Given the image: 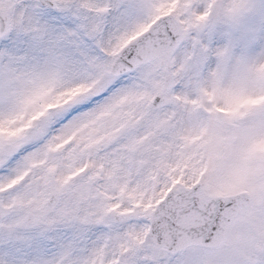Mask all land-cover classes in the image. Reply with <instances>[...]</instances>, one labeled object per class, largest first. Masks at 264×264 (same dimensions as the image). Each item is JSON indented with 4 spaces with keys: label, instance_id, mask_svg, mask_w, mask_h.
Here are the masks:
<instances>
[{
    "label": "snow or ice",
    "instance_id": "6c2138e0",
    "mask_svg": "<svg viewBox=\"0 0 264 264\" xmlns=\"http://www.w3.org/2000/svg\"><path fill=\"white\" fill-rule=\"evenodd\" d=\"M0 264H264V0H0Z\"/></svg>",
    "mask_w": 264,
    "mask_h": 264
}]
</instances>
